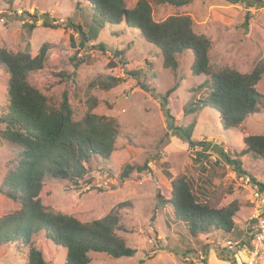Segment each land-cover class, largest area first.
Here are the masks:
<instances>
[{"label":"rangeland","instance_id":"374dc122","mask_svg":"<svg viewBox=\"0 0 264 264\" xmlns=\"http://www.w3.org/2000/svg\"><path fill=\"white\" fill-rule=\"evenodd\" d=\"M123 1L127 9H132L138 0ZM150 7L156 22L169 16L189 17L193 32L210 40L208 58L215 70L227 67L249 73L256 66L262 68L256 90L264 103V0L250 7L228 0H190L183 7L151 3ZM91 16L89 2L84 0H0L1 48L17 53L29 44V53L35 56L42 44L51 47L45 67L30 75L28 82L56 105L66 93L75 122L91 111L113 118L118 125L110 157L104 160L93 156L90 164H85L87 174L83 179L76 183L44 179L39 195L42 205L48 211L70 215L81 222L100 219L114 208L118 211L125 231L117 234L134 250V255L114 259L104 253H89V264H233L232 259L226 260L227 252L220 247L226 241L242 240L247 234L246 227L256 213L252 194L257 187L225 165L221 152L233 155L234 150L244 149L243 137L264 134V105L235 129H223L218 114L209 108L183 116L188 98L193 96L196 100L206 95L197 89L205 77L191 74V52L179 55L178 68L171 71L164 67L160 51L124 23L105 25L95 41L89 40L80 47V37L71 24L80 25L87 32ZM245 18L247 27L242 26ZM26 24H33L34 28L30 30ZM116 52L123 55L116 57ZM134 70L139 72L137 80L127 75ZM106 76L121 78L123 82L110 90L99 86L88 89L90 82ZM8 80V73L0 65V115L8 106ZM137 81L153 89L152 95L139 89ZM174 84L178 88L168 101L174 124H194L192 139L211 146L208 157L198 163L194 160L198 149L189 148L169 131L160 108V96ZM3 129L0 124V132ZM18 150V146L0 137V184L7 170L16 165ZM241 160L243 169L264 185V158L248 153ZM145 162L147 169L132 171L128 178L120 179L126 164L142 166ZM179 176L187 178L200 203L213 208L236 204L231 233L212 228L191 235L185 223L173 218L168 204L156 207L159 200L171 197L170 182ZM123 203L129 205L116 207ZM19 208L18 202L0 194V217ZM33 241L48 264H64L65 249L54 246L42 232ZM26 263V248L0 244V264Z\"/></svg>","mask_w":264,"mask_h":264},{"label":"trees","instance_id":"16d2710c","mask_svg":"<svg viewBox=\"0 0 264 264\" xmlns=\"http://www.w3.org/2000/svg\"><path fill=\"white\" fill-rule=\"evenodd\" d=\"M84 1L89 2L92 11L88 31L84 32L80 25L71 24L72 30L80 37V47H85L89 40L95 41L105 25L124 23L139 31L145 41L160 51L164 67L171 71L178 68L179 55L184 51L191 52V74L205 77L197 89H202L206 95L196 100L193 96L188 98L183 106V116L209 108L216 111L223 129H235L248 116L258 113L259 107L264 105L263 96L256 90L262 68L256 66L249 73L227 67L215 70L209 64L210 40L193 32L189 17L177 15L160 22L152 20L151 3L183 7L190 0H138L132 9H127L123 0ZM228 1L240 2L247 7L253 6L256 1L260 2ZM26 25L30 30L34 28L33 24ZM242 26H248V18H245ZM70 41L74 47L72 37ZM98 48L104 50L102 44H98ZM50 49V45L44 43L37 54L31 56L29 44L25 45L23 52L17 53L0 47V65L9 76L8 106L6 112L0 115V124L4 127L0 137L19 147L16 165L5 173L0 184V194L20 204L18 210L0 217V244L12 243L26 248V264H48L42 251L34 245L33 237L40 232L54 246L65 249L64 264H89V253H104L114 259L132 257L134 250L117 234V231L125 230L119 223L115 208L100 219L81 222L73 216L48 211L41 203L39 195L46 177L76 183L87 174L85 164H90L93 156L104 160L110 157L118 136V125L113 118L87 111L80 121L75 122L66 93H63L61 102L56 105L28 82L30 75L45 67ZM122 55L123 52L115 53L116 57ZM78 65L79 60L74 64V70ZM71 75H76L75 71ZM127 75L137 80L139 72L134 70L127 72ZM122 82L121 78L106 76L90 82L88 89L99 86L110 90ZM137 87L152 95L153 89L148 85L137 81ZM177 88L178 85L174 84L160 96V108L169 131L186 142L189 148L198 149L194 154V160L198 163L208 157L206 153L211 147L202 140L192 139L194 124H174L168 101ZM193 103L199 105L198 108L193 107ZM242 142L244 149L239 152L234 150L233 155L221 152L222 161L238 177H247L259 191L264 192V185L243 169L241 160L248 153L264 158V135L250 134L243 137ZM145 169L147 162L142 166L126 164L120 179L128 178L132 171L141 172ZM170 187L171 197L165 201L159 200L156 207L168 204L173 218L185 223L191 235L206 233L212 228L224 233L232 232L235 227L233 217L237 212L235 203L213 208L207 203L198 202L185 176L171 180ZM122 205L129 203L116 207Z\"/></svg>","mask_w":264,"mask_h":264},{"label":"built area","instance_id":"2783aa9c","mask_svg":"<svg viewBox=\"0 0 264 264\" xmlns=\"http://www.w3.org/2000/svg\"><path fill=\"white\" fill-rule=\"evenodd\" d=\"M255 202V215L246 227L247 234L239 241H226L220 247L226 260L232 259L233 264H264V192L256 188L252 194Z\"/></svg>","mask_w":264,"mask_h":264},{"label":"crops","instance_id":"0c3cea01","mask_svg":"<svg viewBox=\"0 0 264 264\" xmlns=\"http://www.w3.org/2000/svg\"><path fill=\"white\" fill-rule=\"evenodd\" d=\"M264 135V134H263ZM197 141H199V140H197ZM211 147V146H210ZM226 153V152H225Z\"/></svg>","mask_w":264,"mask_h":264}]
</instances>
